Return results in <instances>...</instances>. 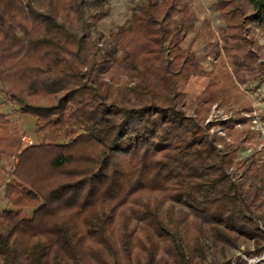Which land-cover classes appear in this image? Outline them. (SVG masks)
<instances>
[{"label":"trees","instance_id":"1","mask_svg":"<svg viewBox=\"0 0 264 264\" xmlns=\"http://www.w3.org/2000/svg\"><path fill=\"white\" fill-rule=\"evenodd\" d=\"M106 2L0 0V90L37 133L67 138L22 147L0 113V159H12L0 264H193L239 238L260 257L264 148L238 160L256 143L245 118L221 123L231 142L204 121L236 83L264 80V45L245 36L264 33V0L214 2L222 50L191 0H143L129 29L91 39ZM198 40L215 59L208 72L190 51ZM190 74L209 77L194 116L174 103Z\"/></svg>","mask_w":264,"mask_h":264},{"label":"rangeland","instance_id":"2","mask_svg":"<svg viewBox=\"0 0 264 264\" xmlns=\"http://www.w3.org/2000/svg\"><path fill=\"white\" fill-rule=\"evenodd\" d=\"M216 0H191V7L195 11L198 23L206 18L211 30L216 34L215 41L219 49L222 47L220 30L223 28V20L214 10L213 4ZM143 0H107L105 8L108 10L107 15L99 22L90 23L89 31L90 38L95 39L99 35L108 37L110 32L115 31L118 27L130 28L131 17L136 11L139 4ZM89 12H95L94 7H89ZM254 36L260 46L264 45V33L253 29ZM192 38V34H187L183 42L182 48H186ZM222 50V49H221ZM190 51L193 52L199 67L205 72L212 69V64L215 59L208 54L205 42L198 40L191 45ZM224 62L229 72L231 66L229 59L224 56ZM258 63H264V49L258 55ZM209 81V77L203 75L190 74L186 77L178 94L174 100L177 110L187 113V115L194 116L197 100L202 95L204 88ZM237 89L233 91L229 97V102L225 104H214L204 123L212 125L210 133L215 132L219 136H224L222 133L221 123L235 120L238 117L245 118L248 125V133L255 136V145H248L244 149L237 152L238 160H246L254 153V148L260 150L264 148V80L255 81L252 84L241 86L236 83ZM0 113L16 125L20 131L21 136H27L30 143H24L21 140L22 147L29 145H37L41 142H58L64 143L67 138L64 136H55L50 133H37L35 127V119L29 115L19 114L16 105L10 103L0 90ZM234 129L242 131L243 127L240 124H234ZM225 137V136H224ZM226 142H231L230 138L225 137ZM10 161L0 159V215L3 210L8 209L6 200L4 199V184L11 181L10 173L12 167ZM176 207H180L176 205ZM30 210H24L23 214L28 217ZM209 244L212 243L210 237L206 240ZM238 248H232L227 245L212 247L206 253L205 260L195 259L193 264H206L210 262H225L230 261L231 264H264V254L260 257H249L246 253L251 252L252 245L248 240L239 238L237 241ZM121 264H124L121 259ZM171 264V263H167Z\"/></svg>","mask_w":264,"mask_h":264},{"label":"built area","instance_id":"3","mask_svg":"<svg viewBox=\"0 0 264 264\" xmlns=\"http://www.w3.org/2000/svg\"><path fill=\"white\" fill-rule=\"evenodd\" d=\"M21 140H22V142H24V143H30V140H29V138L27 137V136H22L21 137Z\"/></svg>","mask_w":264,"mask_h":264}]
</instances>
